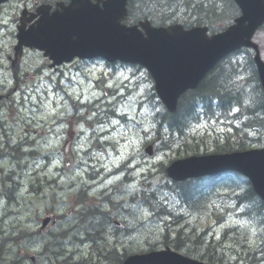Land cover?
<instances>
[{
    "label": "rangeland",
    "instance_id": "rangeland-1",
    "mask_svg": "<svg viewBox=\"0 0 264 264\" xmlns=\"http://www.w3.org/2000/svg\"><path fill=\"white\" fill-rule=\"evenodd\" d=\"M23 1L14 0L0 12V93L5 96L0 111V230L12 232H3L0 238L2 264H12L19 253L24 258L27 254L35 256V264H96L101 258L104 260L106 246L108 250L115 247L121 254L134 253L149 248L148 243L157 245L163 243L164 238L172 239L181 225L185 229V224L183 219L173 220L172 215H167L181 204L176 191L169 188L170 196L164 191L168 183L162 176L161 165L191 154L184 153L183 146L189 145L192 137H206L198 152H211L212 141L216 137L224 141L219 135L228 133L229 127L225 122L202 118L191 123L188 133L181 139L176 138L168 148L161 142L169 139L167 129L161 127L159 132L154 131L157 128L152 116L154 111L146 101L151 83L143 69H108L101 62H76L50 74L40 54L28 51L23 53L14 71L7 57L13 55L14 33L21 9L39 0ZM177 1L166 0L167 8L171 9L166 10L167 13L188 11L182 6L185 0L178 1L181 5H177ZM210 1H215L219 10L223 9L222 0ZM157 11L155 20H160L165 10L148 0L143 7L138 3L134 5L133 16ZM222 23L216 21L214 27L220 28ZM253 41L258 44L264 61V30L259 31ZM246 59V54L231 56L227 60L231 65L225 68L231 69L233 80L244 86L243 90L251 97L253 76L244 64ZM232 63L244 65L239 68ZM223 71L225 75L229 73ZM220 78L223 79L222 76L215 78L213 84L224 82L218 81ZM234 81L225 86L236 87ZM58 83L74 101L89 103L90 108L74 111L70 100L62 99L66 97L64 94L54 92ZM73 116L82 119L84 124L77 129L67 121L58 126L59 138L50 135L53 122L65 117L70 120ZM73 129L79 134L74 136ZM151 142L155 143V154L147 158L144 148ZM6 145L19 148L7 149ZM163 204L169 206L163 209ZM94 208L104 216L90 221L83 213ZM48 213L60 215V220L48 233L36 235V223ZM193 213L190 216L197 217V211ZM257 219L262 221L261 217L255 221ZM98 221L102 222L99 238L90 245L85 233ZM115 221L119 226H115ZM189 221L193 223L194 218L189 217ZM208 224L209 229L204 231L207 224L201 219L194 236L205 233L211 241H217L214 243L219 247L216 251L219 257L217 253L214 257L216 264H264V227L259 229L256 224L251 227L237 214L219 223L213 218ZM14 227L17 228L11 230ZM228 228H234L228 231L241 238L245 230L248 231L245 241L248 249H242L224 235ZM156 247L162 248V245ZM257 249L260 252H255ZM68 258L71 260L62 262ZM111 261L115 263V258L111 257ZM21 264L32 263L26 258Z\"/></svg>",
    "mask_w": 264,
    "mask_h": 264
},
{
    "label": "water",
    "instance_id": "water-1",
    "mask_svg": "<svg viewBox=\"0 0 264 264\" xmlns=\"http://www.w3.org/2000/svg\"><path fill=\"white\" fill-rule=\"evenodd\" d=\"M240 17L220 34L208 37L206 28L184 30L180 25L154 28L141 24L126 27V0H105L102 7L91 0H71V4L42 17L36 28L24 33L18 28L19 46L35 47L55 63L73 57H102L110 61L143 66L154 81L157 95L173 113L178 98L187 90L197 88L204 76L225 56L251 43L254 32L264 23V0H234ZM254 61L264 95V64L258 54ZM177 164L176 170L174 165ZM167 170L176 181L212 175L225 170L240 172L251 182L255 193L264 201V149L228 155L190 157L177 161ZM45 223V222H44ZM123 264H204L170 251L133 256Z\"/></svg>",
    "mask_w": 264,
    "mask_h": 264
},
{
    "label": "trees",
    "instance_id": "trees-1",
    "mask_svg": "<svg viewBox=\"0 0 264 264\" xmlns=\"http://www.w3.org/2000/svg\"><path fill=\"white\" fill-rule=\"evenodd\" d=\"M178 1L181 3V0ZM178 1L177 5H181L178 3ZM221 2L223 3V9L219 10L216 8L217 3L215 1L204 0L198 2L193 0H185L182 1V6L184 7V11L186 7L188 11L176 12L174 15L171 12L167 13L169 17L164 16V19L162 20L170 19V21L181 22L183 25L187 26L207 25L210 28L214 26L213 24L216 21H222L226 25L232 17V14L234 12L236 13V8L233 5L232 0H222ZM192 5L193 8L190 9ZM168 6V4L164 6L165 9L163 10H165V12L166 10H171L170 8H167ZM226 10L228 12H226ZM158 25L164 24L159 22ZM250 65L252 71L251 75L253 76V79H251L253 84L249 93L251 97H248L247 94H244L243 91H240V88L238 87L236 88L228 85L225 86V83L228 84L229 80L225 79L224 72L222 75L217 76H222L223 79L220 78L218 81L221 80L224 82L219 83L217 86L214 85L213 80H215L217 77H214L213 75V77L211 76V79L204 81L197 91L190 92L188 95L182 98V100L179 102L177 112L174 115L169 114L164 110L161 104L158 103V106L161 107V110L154 115V120L157 122L158 126H160L156 131L159 132V129L164 127L169 133L172 132L181 136L184 132V129L186 128V119L192 117L194 115L193 112H196L197 110L200 111L202 108L206 113H212L214 109H217L218 112L221 110L226 113L229 111L228 108L231 104L242 106V101L248 99L250 104L242 108L244 110V114L246 115L245 117H247L248 124L251 126L249 128H258L256 129L258 137L248 139L247 135L244 134L238 142L232 144V148H225L226 146L218 144L217 142H214L213 146L215 149L222 148V150H244L258 146L254 145L256 143V139L260 138L264 134V102L262 100L259 84L251 60ZM232 88L236 89L232 90ZM153 96L155 97L154 94ZM203 142L204 141L202 140L198 145L192 146L191 150L195 151L196 148H199ZM188 146L189 145H187V147ZM213 179L214 178L189 180L184 183L173 185L174 191L178 192V200L186 208L187 213L194 214L192 210L196 209L197 217L196 215L189 216L194 218L192 223L189 221V217L186 216L184 218L185 229L183 231L179 230L176 234V237L173 235L172 239L166 240L164 238L163 243L157 245L169 246L174 250L185 252L188 256H195L199 260L216 264L214 257L217 253L216 251H219V247L215 246L214 243H217V241H211L208 237H206L205 233H202L201 235L196 234V236H194L196 233L195 230L197 229L201 219L207 225L213 218H215L216 222L219 223L222 221L221 218L225 217L224 212L226 210L237 208L243 210L242 217H244L245 220L248 219L251 222H256L258 225L257 228L259 229L264 227V205L253 193L247 180L237 175H232L231 178L225 180V182L220 186V188H225V192L223 194L218 193L216 196H214L212 193L214 200L216 199V204L214 201L213 204H209L205 197L206 191H203L202 186L207 188L208 184H211L209 187H213V183L208 182V180ZM185 190H190L194 194L189 193L188 195ZM192 194L193 197H196L198 200L188 201L189 196ZM153 200H155V197ZM184 200H187V202ZM214 209H216V211H214ZM257 216L261 217L262 221L259 219L255 221V219L258 218ZM188 229H190V231H188ZM94 234L95 232H91L87 236L88 240H95L93 239ZM224 235L231 239L232 242L236 241L235 244L241 245V247H243V245L245 246V236L241 238L238 235L229 232L228 229L224 230ZM107 244H110V242ZM157 245L148 243L147 247H149V250H153V248L156 250L157 248L155 246ZM104 250L103 257L106 259L113 257L115 258L114 262L118 264H121L122 261L128 256L113 255L108 251L107 246L104 247ZM201 250L205 252H201ZM250 251L251 249H249V252ZM217 256L219 257V254Z\"/></svg>",
    "mask_w": 264,
    "mask_h": 264
},
{
    "label": "bare ground",
    "instance_id": "bare-ground-1",
    "mask_svg": "<svg viewBox=\"0 0 264 264\" xmlns=\"http://www.w3.org/2000/svg\"><path fill=\"white\" fill-rule=\"evenodd\" d=\"M213 110V109H212ZM58 137V136H57ZM15 150V149H14ZM121 173V172H120ZM164 179H165V181H166V183H168L167 184V189H164V191L170 196L171 195V193H170V191H168V189L170 188V189H173L174 190V187L169 183V181L164 177ZM172 191V190H171ZM187 191H188V193H187ZM185 192L189 195V193H193L192 191H190V190H185ZM180 193V192H179ZM82 194V193H81ZM176 197H177V200H178V192L176 191ZM194 194V193H193ZM193 194L192 195H190L189 196V199H188V201H195V200H198V199H196L195 197H193ZM83 195V194H82ZM187 195V196H188ZM202 195V194H201ZM200 195V196H201ZM186 196V197H187ZM153 197H154V195H153ZM108 200H111V199H108ZM168 200V199H167ZM167 200H164V202L165 203H167ZM184 201H186L187 202V200H184ZM79 204H82V203H77L76 205H79ZM181 204V203H180ZM169 205H166V204H163V209L164 208H167ZM178 209H172V210H169V212H168V214L167 215H172V217H170V218H172L173 220H175V219H183V223H184V218L187 216V217H189L190 216V214L191 213H187V210H186V208L181 204L180 206H178L177 207ZM214 208V207H213ZM237 209V208H236ZM230 210H234V208H232V209H230ZM173 211V212H172ZM193 211H196V209H194V210H192V212ZM215 211V210H214ZM83 216L84 217H86L87 219H89L90 221H93L96 217H99V216H104V214L101 212V211H99L98 209H96V208H94V209H90V210H87L85 213H83ZM244 218V217H243ZM245 219V218H244ZM59 221V220H58ZM58 221H56V224H57V222ZM175 222H177V220L176 221H174V222H172V223H175ZM55 222H51V224H54ZM56 224H55V226H56ZM114 224H115V226H119V222H117V221H115L114 222ZM179 225H181L180 223H178ZM185 224V223H184ZM101 225H102V222L101 221H98V223L97 224H95L94 226L95 227H91L88 231H86V233H85V236L87 237L91 232H95V234H94V236H93V239H95V241H97L98 240V238H99V227H101ZM17 227H14L13 229H11V230H14V229H16ZM179 230H184V228H183V226L181 225V227L179 228V229H177L176 230V232H175V237H176V234H177V232L179 231ZM20 231H23V230H20ZM27 231V230H26ZM79 231H81V230H79ZM3 232H4V234H12V232L10 231V232H7V230L6 231H2V230H0V238H2V235H3ZM21 234H26L25 232H22ZM37 234H42V232L39 230V229H37V232H36V235ZM65 236H66V233H63ZM173 234V233H172ZM27 235H29V236H31L32 234H30V233H28L27 232ZM61 235H62V233H61ZM5 236V235H4ZM6 237V236H5ZM8 238V237H7ZM7 238H3L4 240L5 239H7ZM12 243V242H11ZM117 251V249L114 247V248H112V249H109L108 251L111 253V254H113V255H116V256H123V255H125V256H127V255H131L132 253H122L121 254V252H119V251ZM49 258V257H48ZM104 258V257H103ZM51 259H52V257H51ZM57 261L58 260V255L56 254V255H54V261ZM69 260H71L70 258H68V259H64L62 262H64V263H67ZM55 261V262H56ZM110 261H111V259H110ZM18 264H21L22 263V260H17L16 261ZM112 262V261H111ZM2 263H4V260H3V258L2 257H0V264H2ZM72 264H75V263H72Z\"/></svg>",
    "mask_w": 264,
    "mask_h": 264
},
{
    "label": "flooded vegetation",
    "instance_id": "flooded-vegetation-1",
    "mask_svg": "<svg viewBox=\"0 0 264 264\" xmlns=\"http://www.w3.org/2000/svg\"><path fill=\"white\" fill-rule=\"evenodd\" d=\"M55 224H56V221H55V223L54 224H52V225H54L55 226ZM29 257V256H28ZM30 258V257H29Z\"/></svg>",
    "mask_w": 264,
    "mask_h": 264
}]
</instances>
